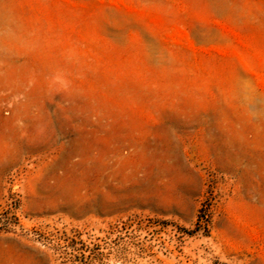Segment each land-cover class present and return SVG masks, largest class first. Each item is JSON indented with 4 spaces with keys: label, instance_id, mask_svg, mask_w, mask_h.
<instances>
[{
    "label": "rangeland",
    "instance_id": "1",
    "mask_svg": "<svg viewBox=\"0 0 264 264\" xmlns=\"http://www.w3.org/2000/svg\"><path fill=\"white\" fill-rule=\"evenodd\" d=\"M0 264H264V0H0Z\"/></svg>",
    "mask_w": 264,
    "mask_h": 264
},
{
    "label": "bare ground",
    "instance_id": "2",
    "mask_svg": "<svg viewBox=\"0 0 264 264\" xmlns=\"http://www.w3.org/2000/svg\"><path fill=\"white\" fill-rule=\"evenodd\" d=\"M246 94V93H245ZM247 95V94H246ZM253 102V101H252Z\"/></svg>",
    "mask_w": 264,
    "mask_h": 264
}]
</instances>
